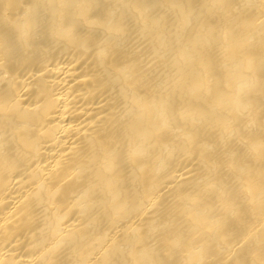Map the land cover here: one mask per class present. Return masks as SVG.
<instances>
[{
    "label": "bare ground",
    "instance_id": "6f19581e",
    "mask_svg": "<svg viewBox=\"0 0 264 264\" xmlns=\"http://www.w3.org/2000/svg\"><path fill=\"white\" fill-rule=\"evenodd\" d=\"M0 264H264V0H0Z\"/></svg>",
    "mask_w": 264,
    "mask_h": 264
}]
</instances>
